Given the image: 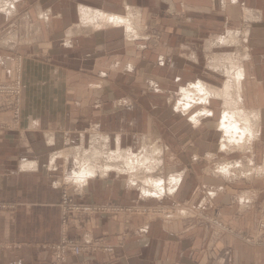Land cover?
<instances>
[{
    "label": "crops",
    "instance_id": "1",
    "mask_svg": "<svg viewBox=\"0 0 264 264\" xmlns=\"http://www.w3.org/2000/svg\"><path fill=\"white\" fill-rule=\"evenodd\" d=\"M231 35L248 47L244 60L252 64L239 65L240 83L238 64L236 73L226 69L223 100L210 89L219 87L220 74L209 64L216 55L235 57L231 47L229 55L220 48ZM18 72L21 117L0 132V264H53L51 248L64 233L63 185L78 204L123 210L85 223L71 219L69 237H91L114 253L84 252L67 264H264V243L246 240L264 222V180L234 181L242 162L217 164L236 148L221 150L226 109L244 108L258 126L242 149L252 155L250 167L262 151L264 0H0V81ZM199 81L212 94L207 104L200 93L184 96ZM98 137L111 147L102 166L93 162ZM145 138L161 145L162 158L151 155L154 148L136 152ZM146 155L158 163L152 175L166 183L146 176L143 183L173 193L154 197L131 175L136 169L126 158ZM78 158L85 168L93 164L97 177L78 179ZM213 166L218 173L229 166L231 175L219 178ZM146 205L163 209L127 211Z\"/></svg>",
    "mask_w": 264,
    "mask_h": 264
},
{
    "label": "built area",
    "instance_id": "2",
    "mask_svg": "<svg viewBox=\"0 0 264 264\" xmlns=\"http://www.w3.org/2000/svg\"><path fill=\"white\" fill-rule=\"evenodd\" d=\"M23 84L19 72L9 81H0V132L3 130L14 129L21 117ZM62 202L63 211V229L64 233L59 244L51 248L53 255V264H67L70 256H79L84 252L106 251L109 254L114 253V248L102 244L91 237H85L82 240H75L68 235V226L71 219H77L80 222H87L91 216L95 214H119L123 210L119 208H109L105 206H93L86 204H78L69 194L67 185L62 186ZM146 208H131L132 213L142 212L150 213ZM221 226V223H220ZM251 243H264V222L261 223L259 230L252 236L246 237Z\"/></svg>",
    "mask_w": 264,
    "mask_h": 264
},
{
    "label": "rangeland",
    "instance_id": "3",
    "mask_svg": "<svg viewBox=\"0 0 264 264\" xmlns=\"http://www.w3.org/2000/svg\"><path fill=\"white\" fill-rule=\"evenodd\" d=\"M30 24H28V27H31V26H29ZM226 40H229V41H227V44L226 45H224V46H220V48H224V51H226V52H224V53H228V49H229V47H231V50L233 51L232 53H235V57H231V56H226L225 58H227V57H229L230 58V60H221V59H219L218 57H219V55H216L213 59H212V61H210V64H209V69L211 68L213 71H215V72H217L218 74H220V77H219V87H216L217 89H222V86L223 85H225V83L229 80V75H228V73H227V71H226V69H232L231 70V73H236L235 71V67H237V64H238V71L240 70L239 69V65L241 66V63L243 62V63H249L248 64V66H251V60H244L246 57V59H248V57H251V55H250V53H249V50H248V47H246V45H244V44H242L240 41H239V39H238V37L237 38H235V37H233L232 35H231V37L230 38H226ZM217 46V45H216ZM211 47V46H210ZM213 47V46H212ZM215 48H219V47H215ZM231 52V51H230ZM228 55H229V53H228ZM221 57H223V56H221ZM251 61V62H250ZM251 63V64H250ZM241 68H242V66H241ZM214 72V73H215ZM221 72V73H220ZM233 92H235V91H237L236 89H234L233 88V90H232ZM235 94V93H234ZM238 107V106H237ZM236 108V107H235ZM238 109H242L243 110V108H241V107H239ZM237 110V109H236ZM252 111H250V113H251ZM255 112H257V111H255ZM259 112V111H258ZM247 118V117H246ZM248 119V118H247ZM250 119H248V121H249ZM258 121H256V123H257ZM253 129H254V132H255V134H258V126L256 125V127H253ZM99 138V137H98ZM256 138V137H255ZM260 139V138H259ZM94 140H97V141H93V144H95V143H97V150L99 151V152H101V154H99V156L97 157V158H95L94 160H93V162L94 163H96L97 162V160H98V162L96 163L98 166H102L103 165V161H105V162H107V159L106 158H104L103 157V155H105V153H109V151L111 150V147L110 146H107V147H105V142L104 141H101V139L99 138V139H97V138H95ZM109 140V139H108ZM107 140V142H109ZM220 140H222V135L221 136H219V139H218V142L220 141ZM253 141V140H252ZM160 143V142H159ZM251 143L252 142H249L248 144H246V145H244L243 146V148H245L246 146H251ZM226 144H227V142H226ZM255 145V144H254ZM261 145H262V148H260V149H262V151H261V154H257L256 155V157L254 158V163H255V165H254V167H250L248 164H249V160L247 161V159H249L250 157H252V155H251V153L250 154H246V152H243L242 151V149L243 148H239V147H236V148H229V150L230 151H228L227 153H222V155H221V158L219 159V160H222V161H220V162H218L217 164H218V166H221V165H224V164H226V163H229V162H231V161H241L242 162V167L243 168H240V169H238L239 170V172L238 171H233V176L231 177V179H235L234 181H242L241 183H243V182H246V183H248V182H251V181H255V180H261V179H263L264 180V172H262V171H260V169H262L263 167H264V143L263 142H261ZM155 146H158V148H160L161 147V145H159L158 144V142L157 141H148L146 138L145 139H140V143H139V149L138 150H136V152L137 153H139V154H141L143 151L145 152V150L147 149V148H149V150L148 151H150V150H152V148H154ZM95 147V146H94ZM81 148V147H80ZM238 148H239V150H238ZM254 148V150H255V147H253ZM257 149H259V148H257ZM259 149V150H260ZM89 150H90V148H89ZM139 150L141 151V152H139ZM246 150H247V148H246ZM111 152H113V151H111ZM115 152V151H114ZM126 153L128 152V151H125ZM92 153H94V152H92ZM90 151H88L87 152V154H89V155H87V162L89 161V158H90V155L92 154ZM228 154H229V156H228ZM152 156L153 155H155L153 152H152V154H151ZM106 156H107V154H106ZM84 158H78L77 159V161H78V165H76V169H77V171H81L82 169H85V167H83L84 165H85V162H84ZM218 161V160H217ZM90 162V161H89ZM112 163V161H109L108 160V163ZM84 164V165H83ZM238 164V163H237ZM215 165V164H214ZM109 166V165H108ZM218 166H216V167H214L213 166V168H212V171L214 172V175H216L217 177H219V178H224V179H226L227 177H225V175L224 174H222V173H218L219 171H218ZM252 168L253 169H257V170H252ZM216 171H217V173H216ZM247 173H251V175L250 176H248L247 175ZM137 177L139 176V179L141 180V184L143 185V189H146V190H149V191H151L152 193V195L154 196V197H158L159 195L158 194H155V193H158V192H155L154 191V189H153V185H147V184H145V183H143V181H144V179L145 180H148V179H150V180H153L154 178H156V179H159V177L158 176H154V175H152V172H149V173H143L142 171L140 172V173H136L135 174ZM157 175V174H156ZM224 175V176H223ZM146 176V177H145ZM145 177V178H144ZM66 178V179H65ZM68 177H64V179L67 181V182H69V180L67 179ZM144 178V179H143ZM132 179H135V177H132L131 178V180ZM73 182V181H72ZM145 196H149L148 194L147 195H145ZM163 196H161L160 198H162ZM72 198V197H71ZM72 199H74V198H72ZM143 207H145L146 208V210H149V211H151V212H155V211H157V213H159L163 208H160V207H158V206H152V205H146V206H142V208ZM129 209H131V208H129ZM129 209H127V211H128V213H132L131 211H129ZM145 210V209H144ZM145 210V211H146ZM162 212V211H161ZM70 223V222H69ZM82 223H85V222H82ZM221 228H228V226H226V225H224V223L223 222H221ZM85 238V236H83L81 239H79V240H82V239H84Z\"/></svg>",
    "mask_w": 264,
    "mask_h": 264
},
{
    "label": "bare ground",
    "instance_id": "4",
    "mask_svg": "<svg viewBox=\"0 0 264 264\" xmlns=\"http://www.w3.org/2000/svg\"><path fill=\"white\" fill-rule=\"evenodd\" d=\"M123 22H127V21L125 20ZM243 79H244V77H243V69H241L239 71V74H238L236 80H238V82L240 83V82H242ZM227 86H229V85H227ZM193 88H195V89L194 90H188L189 91L188 94H186L185 93L186 90H184V94H186L184 96L186 98L195 100V96L193 97L192 94H196V92H197V93L202 94L201 99H203L204 103L207 104V102L209 103L210 97L212 96V94L210 92V89H211L218 99L222 98L224 100V92H223V90H220V89H217V88L214 89V88H211V87L209 89L201 81H199L197 84H195L193 86ZM239 88L241 90L240 86H239ZM241 100H242V95H241ZM244 113H247L244 108H243V110L226 109V110L222 111L221 118H220V121H219V128H220L219 131L224 135L223 136V141H222V144H221V150H226L229 147V145L230 146H234V147L243 148L244 145L248 144L249 142H252V140L255 137L256 138L258 137V134H255L254 129H253L252 122H254V121H252V120L248 121V119L246 118ZM251 118H254V119H256V121H258L260 119V113L257 112V113L252 114ZM226 142H227V144H226ZM120 148L121 147L119 146V148L117 149L118 155L121 158H123V156L121 154L122 152L120 151ZM154 149L156 150V151L153 152L154 154H155V152H157V155L161 154L160 150L156 149L155 147H154ZM95 152H98V151H95ZM136 158H137V156H136ZM136 158L134 159L132 156H129L128 158H126V161H127L128 165L132 161V163H131L132 166L129 165V166H131L130 170L136 169V170L131 172V175H134V174H136L138 172V169H137L138 167L141 168V169L144 168L145 170H148L147 171L148 173L152 172L151 170H153V169L150 167V165L155 163V166H156V164H158V163H156L155 160H154L155 162L153 161V159H155V158H152L151 156H147L146 155V156L138 157V161L136 160ZM161 158H162V156H161ZM90 165H92V166L89 167V168L82 169L79 172L74 173L78 177V179L79 178L80 179H87V178H92L94 176L97 177L96 176L97 173H96V170H95L96 169L95 166H93V164H90ZM135 166H136V168H135ZM228 168H230V167L229 166L222 167L221 168L222 170H220L221 173H224V174H227V175L230 174V171H229ZM97 169H99V168H97ZM100 171H101V169H100ZM97 172L99 174V171H97ZM100 176H101V174H100ZM169 177H170V180L169 179L168 180L170 181L171 185H174L175 182L179 183V179H177L176 176H172V177L169 176ZM84 181H82V182H84ZM154 182H155L156 186H160L161 184L166 183V181L163 178L155 179ZM175 185L177 186L178 184H175ZM173 188H169L168 189V188H165L164 186L163 187H157L156 189H157L158 193H155V194H158L160 196V194H164V193H169V192L173 193V191H174Z\"/></svg>",
    "mask_w": 264,
    "mask_h": 264
}]
</instances>
